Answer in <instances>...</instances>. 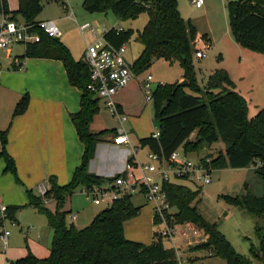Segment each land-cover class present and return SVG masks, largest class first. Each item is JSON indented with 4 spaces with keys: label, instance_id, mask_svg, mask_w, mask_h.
<instances>
[{
    "label": "trees",
    "instance_id": "16d2710c",
    "mask_svg": "<svg viewBox=\"0 0 264 264\" xmlns=\"http://www.w3.org/2000/svg\"><path fill=\"white\" fill-rule=\"evenodd\" d=\"M17 1V8L9 11L6 0H0V13L15 21L34 24L42 9L40 0ZM81 8L88 13L111 12L121 21L134 20L141 13H146V22L135 34V41L141 50L130 64L131 70L138 75L155 59L170 64L176 62L182 70L185 84L158 83L154 87L152 109L159 135L153 137L150 133L138 139L137 145L140 148H146L158 157L168 158L178 148L189 153L221 141L225 144V151L209 160L200 158L199 162L204 167L214 170L253 166L264 179V106L254 117L248 118L247 102L234 90V83L224 68H215L202 85L197 83L192 65V54L196 51V29L181 17L177 0H82ZM226 10L229 30L235 42L264 55V0L229 1ZM133 34L131 28L118 33L110 29L104 34V39L119 46L127 43ZM202 37L205 38V35ZM25 58H48L62 63L69 85L80 92L79 108L69 118L83 150L79 164L67 184L58 185L54 176H48L46 181L49 187L43 196L35 195L30 189L24 190L27 198L25 206L34 208L45 217L52 236L47 257L39 259L28 251L13 263L177 264L175 249L157 239L155 231L149 244L124 237L123 222L135 217L140 209V206L132 202L131 195L113 200L82 228L66 223L67 212L61 210L66 198L80 187H98L112 180L113 177L91 173L88 166L94 157L97 143L113 130L90 131L89 124L99 111V99L87 87L90 82L88 67L83 59L75 60L58 38L39 31V41L26 44L23 54L15 59L21 62ZM19 67L20 64L12 62L10 68ZM28 100L27 94L21 95L12 109V118L26 110ZM6 136L7 129L0 130L3 172L10 173L15 182L20 184L13 159L5 150ZM127 161L132 163L133 158L129 157ZM162 187L167 201L174 209L173 223L187 225L200 232L201 236L189 248V252L206 250L224 259L227 264H252L249 258L234 249L215 222L210 223L199 214L193 204L198 197V189L192 190L172 181L164 182ZM245 190L247 192L243 197L223 195L221 198L250 214L264 217V195L251 194L247 184ZM48 199L54 201L53 212L44 205ZM17 208L6 206L7 218L12 219ZM2 224L0 219V228ZM255 232L259 237V246H252L250 252L255 257L264 258V226L257 224Z\"/></svg>",
    "mask_w": 264,
    "mask_h": 264
},
{
    "label": "crops",
    "instance_id": "0c3cea01",
    "mask_svg": "<svg viewBox=\"0 0 264 264\" xmlns=\"http://www.w3.org/2000/svg\"><path fill=\"white\" fill-rule=\"evenodd\" d=\"M67 1L62 0L64 15L55 18L60 24L69 20L70 17L73 18L74 22L77 21L75 16L71 12H68ZM6 3L9 11L15 10L18 5L17 0H6ZM203 5L204 1L199 9ZM68 13L71 15H68ZM89 16L93 15H83L81 18H91ZM36 20L43 19H38L37 16ZM93 20L95 21L96 19L93 18ZM203 35H205V38L196 32L194 44L196 50H200L201 48L208 50L211 47L210 38L207 34ZM60 37L61 35L58 39ZM197 40H201L202 47H196ZM89 41H91V38L84 40L82 56L80 59L74 58L75 60L83 59L85 44ZM228 42L230 51L233 53L235 51L236 62L231 66H227L225 64V57L219 53L216 56L212 70L215 68H224L228 71L234 83V90L241 94L247 102L248 118H252L254 117V113L256 114L261 109L258 101L261 99L264 101V93H262L259 87L264 82L259 79L255 70V61L260 60L253 54V51L241 47L236 42L232 43L231 40ZM15 45H12L9 51H5L3 56L4 59L8 60L7 64L10 67L12 62L17 63L19 61L15 58L22 55L24 51L25 45L21 51L16 52L13 55L14 57H12V47ZM67 48L69 50L71 49L69 46ZM140 50L141 47H139L138 51L140 52ZM124 57L128 64L132 63L133 59L127 57V50H125ZM261 62L264 63V59ZM135 75L136 77L134 79L113 96V100L119 109L127 115V120L130 117L128 114V92L132 89L138 90L140 93L142 92L140 89L141 80H137L139 74ZM138 91H136V94H140ZM23 94L28 95L27 108L22 114L12 118V109ZM79 96V90L69 85L63 65L59 60L25 58L21 61V66L18 69H9L6 67L5 70H1L0 68V130L7 129L5 150L13 159L16 175L20 181V184L16 183L10 173L3 172L4 162L0 158V203L5 206L18 207L13 214V218L6 219L3 225L9 223L12 228L18 227L16 216H19L23 209H31L37 212L34 208L25 206L27 203L25 189H30L35 195H38L35 191L36 185L45 182L48 176H54L58 185H65L70 181L75 167L79 164L83 150V146L78 140L69 118V115L76 112L79 108ZM250 103H252V108L254 109L252 115H250ZM93 124H99V127L102 128L92 130L91 126ZM134 124L132 125L134 126ZM116 126H118L117 120L111 117L104 108L103 111L99 109L98 113L93 116L89 124L91 132H98L104 129L113 130V132L105 135L103 141L97 143L94 157L88 166L91 173L101 177H112L123 168L127 158L132 157L133 163L138 162L136 159L137 146L131 142L130 128L128 131L125 129L130 145L113 143L112 135L114 134ZM143 137L145 136H139L137 139ZM102 149L104 153H102L101 157ZM251 167L253 170L255 169L253 166L248 168ZM80 188L76 189L70 197L65 199L61 209L67 212L65 216L66 223L72 224L76 228L86 226L102 210L91 207V204L93 206L99 205H94L86 197V201L90 205L86 204L82 206L77 204V196H81L82 194ZM44 203L45 206L48 203L51 204L52 206L49 207V210L54 211L53 200L48 199ZM145 204V201L143 202L141 200L138 214L123 222V234L128 240L149 244L153 239L152 234L155 230L153 228L152 210L147 207L148 204ZM44 220L46 224L45 229L41 228L42 230H39L34 226L30 227L35 232V242L32 243L30 251L39 259L48 256L52 236V231L47 225L45 217ZM8 236L6 237L5 246H3L1 239L0 242L4 250L5 259L9 261V264H12L16 259L24 256L29 251V248L25 244L24 249L18 251L13 261L11 258L8 259ZM170 247L178 249L175 245Z\"/></svg>",
    "mask_w": 264,
    "mask_h": 264
},
{
    "label": "rangeland",
    "instance_id": "374dc122",
    "mask_svg": "<svg viewBox=\"0 0 264 264\" xmlns=\"http://www.w3.org/2000/svg\"><path fill=\"white\" fill-rule=\"evenodd\" d=\"M82 0H68V12H71L75 16L76 20L74 22L73 18L70 17L62 24L55 20L56 17L64 15V6L62 0H40L42 9L38 15V19H51L55 20L56 24L61 31V37L59 40L69 48L72 57L80 59L83 53L84 40L92 36L89 32H85L84 35L80 33L78 26L82 23H91L94 26H98L106 30L111 28H131L134 34L127 43H124L127 50V57L133 60L137 57L139 53L140 45L135 41V34L137 30H140L144 23L146 22V13H141L134 20L121 21L111 12L106 13H88L81 8ZM229 1L234 0H204V5L201 9L195 8L190 3L191 0H177V9L181 17L186 21L188 20L196 29L199 35L207 34L210 38L211 47L209 49L201 48L200 50L205 53V57L198 59L192 54V65L195 71V79L198 84L202 85L209 73H211L212 66L216 60V56L221 53V56L225 57L227 66H231L236 62L235 51L234 53L230 51L229 40L235 43L233 40L228 23V15L226 10V4ZM68 15H71L68 13ZM83 15H93L89 16L91 18H81ZM96 19L95 21L93 20ZM201 40L196 41V47H202ZM23 44H16L12 47V57L16 52L23 49ZM224 46V48H223ZM138 52V53H137ZM4 50H0V68L5 70V68H10L7 64L8 60L4 59ZM258 60L255 61V70L259 79L264 82V67L263 59L264 55L260 53L253 52ZM130 59V60H132ZM223 66V65H221ZM212 70V71H211ZM151 76V88L158 83H175L181 82L182 70L178 63H168L162 59H155L152 63L139 74L137 80L144 79L145 76ZM260 90L264 93V84L259 85ZM135 89L128 92L129 94V115L127 122H125V129L130 128L131 142L137 146L136 159L138 163L147 162L146 148H140L137 145V138L139 136H146L149 132H153L157 129V123L153 118V109L151 102L146 103L143 93L136 94ZM260 107L264 106V101L261 99L258 101ZM99 109L103 111L102 102L99 101ZM250 115L253 114L254 109L252 108V103H250ZM101 116V113H100ZM99 116V117H100ZM255 116V113L254 115ZM251 118V117H250ZM97 119V118H96ZM135 123V124H134ZM134 124V126L132 125ZM99 124H93L92 130H99ZM146 134V135H144ZM194 135V134H193ZM192 135V138H193ZM225 144L221 141L213 143L210 147L202 146L199 150L195 152L186 153V157L189 158L193 163H197L200 158L209 160L214 157L219 152H224ZM101 148V147H100ZM104 150H101V157ZM137 172V171H136ZM172 182L177 184H182L187 186L192 190H199L197 199L193 202L196 206L199 214L202 217L212 223L217 224L218 230L225 235V237L230 241L234 249L241 254L249 258L252 264H264L263 257H255L251 254L250 249L252 246L256 248L259 246V237L255 232V226H264V217L256 216L246 212L244 209L228 204L221 196H239L243 197L246 194L245 185L248 186V191L255 196L264 195V179L251 168H221L214 169L211 171V181L209 183L195 182L192 180H183L180 178H171ZM36 191V189H35ZM79 191V190H78ZM77 204L86 205L88 202L84 195L77 196ZM141 200L144 199L141 195L132 196V202L135 205L140 204ZM90 205V204H88ZM106 203H101L99 206L91 207L104 209ZM147 205V204H145ZM51 204H47L46 208L49 209ZM150 208L149 205H147ZM151 209V208H150ZM71 216V214H69ZM18 220V227L12 228L9 223H5L4 228L10 233L7 239V255L8 259L11 258L12 261L15 255L20 249H24V245L27 244L28 250L30 251L31 245L35 242V232L31 230V226L36 227L39 230L41 228L45 229L44 217L38 212L32 211L31 209H23L20 215L16 216ZM176 226V227H175ZM174 226V238L171 242L170 240H163L165 246L178 247V255L180 260L177 264H227L224 259L211 255L206 250H196L189 252V248L196 243L197 238L200 237V232L197 236L193 234L189 228L182 225ZM154 230L159 229L160 226H154ZM194 229V228H193ZM195 230V229H194ZM187 243V244H186ZM4 250L1 247L0 242V264H9V261L4 257ZM31 252V251H30ZM32 253V252H31ZM33 254V253H32ZM10 259V261H11ZM14 264V263H12Z\"/></svg>",
    "mask_w": 264,
    "mask_h": 264
},
{
    "label": "built area",
    "instance_id": "2783aa9c",
    "mask_svg": "<svg viewBox=\"0 0 264 264\" xmlns=\"http://www.w3.org/2000/svg\"><path fill=\"white\" fill-rule=\"evenodd\" d=\"M203 1L191 0L190 3L193 7L200 8ZM78 29L81 34L84 35L85 32H89L93 37L91 41L85 44L83 54V61L88 67L90 78L87 87L96 93V97L102 102V107L118 122V126L115 127L112 135L113 143L130 145L128 134L124 128L127 115L119 109L113 100L115 93L136 77L124 57L126 46L125 44L114 46L104 39V34L110 29L105 31V29L87 22L79 25ZM111 29L117 33L123 30L120 27ZM39 31L53 38H58L61 35L54 20H36L34 24H29L20 20H12L4 13H0V50L7 52L14 44L26 45L37 42L39 41ZM194 56L201 59L205 57V53L196 50ZM15 64L21 66L20 61ZM151 80L152 77L147 75L140 81V89L145 102L152 101ZM151 135L157 137L159 130L156 129L151 132ZM127 159L123 168L115 176H112L111 181H106L98 187H81L80 191L94 205H100L104 202L108 205L123 195H141L145 203L150 205L153 225L160 226L159 229L155 230L156 238L162 242L163 240L172 242L175 234L174 226L179 224L173 223L174 209L167 201L162 184L171 181L172 177L206 184L211 181L212 170L204 167L200 162L193 163L186 157V153L181 148L173 151L168 158L158 157L155 153L148 151L146 154L147 162L145 163H130ZM48 187L49 184L45 181L36 185L35 189L39 196H43ZM0 219L3 222L8 219L6 206L1 203ZM182 226L189 228L197 236V230L187 225ZM8 234L9 232L2 224L0 239L3 246L6 245ZM174 249L177 260H180L178 249Z\"/></svg>",
    "mask_w": 264,
    "mask_h": 264
},
{
    "label": "water",
    "instance_id": "95a60500",
    "mask_svg": "<svg viewBox=\"0 0 264 264\" xmlns=\"http://www.w3.org/2000/svg\"><path fill=\"white\" fill-rule=\"evenodd\" d=\"M185 83H186L185 80H182L181 82H178V84H180V85H183Z\"/></svg>",
    "mask_w": 264,
    "mask_h": 264
}]
</instances>
